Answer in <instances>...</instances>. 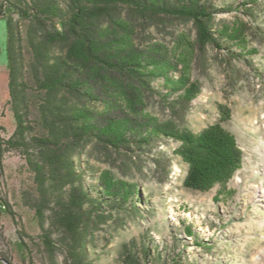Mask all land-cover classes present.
I'll list each match as a JSON object with an SVG mask.
<instances>
[{
	"label": "trees",
	"instance_id": "obj_1",
	"mask_svg": "<svg viewBox=\"0 0 264 264\" xmlns=\"http://www.w3.org/2000/svg\"><path fill=\"white\" fill-rule=\"evenodd\" d=\"M250 1L255 7L248 8L250 2H245L242 12L255 19L259 3ZM225 10L213 0L0 1L16 119L12 137L0 142V154L17 151L33 173L34 192L25 195L24 202L35 212L41 230L39 245L50 264H60L59 254L65 264H94L90 250L104 224L121 211L127 210L132 218L143 216L136 204L126 207L136 195V186L85 161L90 145L139 156L158 150L161 140L178 139L188 165L185 186L200 193L228 182L241 168L243 152L220 124L200 135L180 133L173 126L144 118L129 103L126 88L164 98L176 115L182 113L179 109L187 111L189 90L184 97L177 94L181 97L176 100L174 88L167 87V95L154 85L162 79L167 86H175L172 75L177 65L151 44L149 36L140 43L138 32L147 34L154 26L175 22L191 23L201 51L211 46L240 57L224 28L217 29L216 17ZM27 75L35 87L34 98ZM126 104L128 111L123 107ZM0 212L10 214L19 225L17 213L1 198ZM119 258L121 264H150V249L126 245ZM185 261L178 255L162 264Z\"/></svg>",
	"mask_w": 264,
	"mask_h": 264
},
{
	"label": "rangeland",
	"instance_id": "obj_2",
	"mask_svg": "<svg viewBox=\"0 0 264 264\" xmlns=\"http://www.w3.org/2000/svg\"><path fill=\"white\" fill-rule=\"evenodd\" d=\"M213 2L226 9L216 17L217 29L224 28L240 57L211 46L201 51L191 23L154 26L147 34L138 32V41H147L149 36L151 44L177 65L172 75L175 86H167L162 79L154 85L167 95V87L183 97L189 90L188 110L179 109L183 114L176 115L164 98L133 87H126V94L144 118L173 126L180 133L200 135L220 124L243 152L242 166L228 182L200 193L185 186L188 165L180 154L182 142L178 139L161 140L158 150L139 156L90 145L85 161L136 186V195L126 207L136 204L143 215L132 218L127 210L121 211L104 224L90 250L94 264H121L119 254L126 245L148 246L150 264H162L178 255L186 264H264V0H258L255 19L242 12L245 2H250L248 8L255 7L250 0ZM6 37L5 22L0 20V142L10 139L16 130ZM26 53L29 60L31 55ZM27 81L34 98L29 75ZM123 107L130 110L128 104ZM31 108L34 119L36 105ZM34 188L26 159L17 151L0 154V198L17 213L19 223L0 212V258L12 264H50L39 245L41 230L35 212L24 202V196L32 195ZM57 258L65 264L61 254Z\"/></svg>",
	"mask_w": 264,
	"mask_h": 264
},
{
	"label": "water",
	"instance_id": "obj_3",
	"mask_svg": "<svg viewBox=\"0 0 264 264\" xmlns=\"http://www.w3.org/2000/svg\"><path fill=\"white\" fill-rule=\"evenodd\" d=\"M0 261H2L4 264H11L9 261H7L6 259H1L0 258Z\"/></svg>",
	"mask_w": 264,
	"mask_h": 264
}]
</instances>
